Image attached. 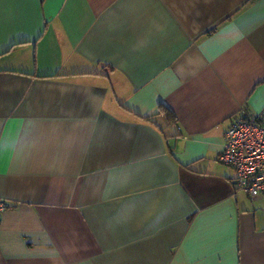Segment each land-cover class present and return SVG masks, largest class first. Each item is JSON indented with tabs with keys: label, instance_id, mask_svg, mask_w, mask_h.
<instances>
[{
	"label": "crops",
	"instance_id": "obj_1",
	"mask_svg": "<svg viewBox=\"0 0 264 264\" xmlns=\"http://www.w3.org/2000/svg\"><path fill=\"white\" fill-rule=\"evenodd\" d=\"M241 110L264 0H0V264H264Z\"/></svg>",
	"mask_w": 264,
	"mask_h": 264
},
{
	"label": "built area",
	"instance_id": "obj_2",
	"mask_svg": "<svg viewBox=\"0 0 264 264\" xmlns=\"http://www.w3.org/2000/svg\"><path fill=\"white\" fill-rule=\"evenodd\" d=\"M217 161L234 172L236 190L264 199V115L252 116L241 110L223 134ZM7 207L0 199V214Z\"/></svg>",
	"mask_w": 264,
	"mask_h": 264
},
{
	"label": "trees",
	"instance_id": "obj_3",
	"mask_svg": "<svg viewBox=\"0 0 264 264\" xmlns=\"http://www.w3.org/2000/svg\"><path fill=\"white\" fill-rule=\"evenodd\" d=\"M163 112H165L167 114V117L170 118V114H169V111L167 110V108H163Z\"/></svg>",
	"mask_w": 264,
	"mask_h": 264
}]
</instances>
